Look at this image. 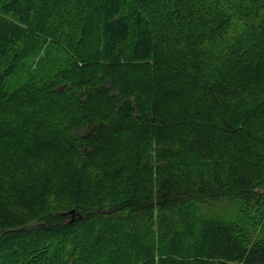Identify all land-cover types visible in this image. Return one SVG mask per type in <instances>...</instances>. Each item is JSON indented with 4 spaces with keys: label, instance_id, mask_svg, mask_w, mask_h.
<instances>
[{
    "label": "trees",
    "instance_id": "16d2710c",
    "mask_svg": "<svg viewBox=\"0 0 264 264\" xmlns=\"http://www.w3.org/2000/svg\"><path fill=\"white\" fill-rule=\"evenodd\" d=\"M0 264H264V0H0Z\"/></svg>",
    "mask_w": 264,
    "mask_h": 264
},
{
    "label": "rangeland",
    "instance_id": "374dc122",
    "mask_svg": "<svg viewBox=\"0 0 264 264\" xmlns=\"http://www.w3.org/2000/svg\"><path fill=\"white\" fill-rule=\"evenodd\" d=\"M49 59L42 55L41 59L38 57L34 60H27L26 69L20 68V70L9 79V89H14L17 85H19L20 81L25 79V76L29 73L28 67H31L32 64H36L38 69L41 70L43 64L47 63ZM34 62V63H33ZM240 204L238 200L230 202H221L216 204L214 207H207L204 209V213L208 214H216L226 218H235L238 214V208Z\"/></svg>",
    "mask_w": 264,
    "mask_h": 264
},
{
    "label": "water",
    "instance_id": "95a60500",
    "mask_svg": "<svg viewBox=\"0 0 264 264\" xmlns=\"http://www.w3.org/2000/svg\"><path fill=\"white\" fill-rule=\"evenodd\" d=\"M71 212H72V214H74L75 213V210H72Z\"/></svg>",
    "mask_w": 264,
    "mask_h": 264
}]
</instances>
